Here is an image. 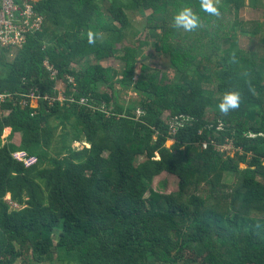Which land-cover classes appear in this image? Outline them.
Instances as JSON below:
<instances>
[{
	"label": "trees",
	"instance_id": "16d2710c",
	"mask_svg": "<svg viewBox=\"0 0 264 264\" xmlns=\"http://www.w3.org/2000/svg\"><path fill=\"white\" fill-rule=\"evenodd\" d=\"M262 1L220 0L218 16L200 0L37 3L42 30L10 62L0 51V91L15 101L30 89L54 95L48 60L60 79L74 78L77 93L70 84L67 95L76 103L42 101L35 115L13 102L1 107L8 114L0 116V264H181L188 252L195 256L184 264H264ZM247 7L262 10V19L243 20ZM184 8L199 17L192 31L173 27ZM128 12H148V43L169 59L174 81L147 65L135 79L137 48H126L121 72L101 64L118 58L132 27ZM261 34L254 48L240 42ZM118 88L139 101L123 105ZM229 92L240 103L224 115L218 105ZM16 133L19 145L11 142ZM226 143L233 155L215 147ZM16 151L35 164L25 167ZM163 173L178 177L176 190L152 186Z\"/></svg>",
	"mask_w": 264,
	"mask_h": 264
},
{
	"label": "built area",
	"instance_id": "2783aa9c",
	"mask_svg": "<svg viewBox=\"0 0 264 264\" xmlns=\"http://www.w3.org/2000/svg\"><path fill=\"white\" fill-rule=\"evenodd\" d=\"M40 1L0 0V51L5 49L11 53L12 51L22 49L27 43L29 36L42 30L45 19L36 9L37 3ZM44 67L55 82V94H42L38 89H30L28 93L20 94V99L15 101L12 93L0 91V116L8 114V111L4 112L1 108L7 102H13L14 105L17 104L20 108L29 107L33 110L31 115L36 114V110H38L42 101L47 102L50 106H53L57 102L61 105L76 103V99L72 95H67L68 86L70 84L73 85L70 87V90L75 87L74 78L70 76L65 77L67 82L60 79L59 71L48 60L44 61ZM80 104L88 105L89 100L81 98ZM91 108H94L92 104ZM177 124H172V133L176 130ZM215 147L218 151L225 153L227 152L226 150H234L235 148L232 143H226L223 146L217 145ZM202 148H208V143H203ZM12 157L22 162L27 168L36 162L35 157L28 156L24 151H16L12 153Z\"/></svg>",
	"mask_w": 264,
	"mask_h": 264
},
{
	"label": "rangeland",
	"instance_id": "374dc122",
	"mask_svg": "<svg viewBox=\"0 0 264 264\" xmlns=\"http://www.w3.org/2000/svg\"><path fill=\"white\" fill-rule=\"evenodd\" d=\"M101 1V0H100ZM262 1V0H261ZM220 0H217V3H219ZM264 2V0L262 1ZM221 3V2H220ZM249 3V2H248ZM103 8H107L108 6V2L107 1H103L102 3ZM262 10H256L253 9L251 7H247L243 10V13L241 14V17L243 20H260L263 17L262 14ZM131 21H132V27L127 31V39L125 40L124 44L119 46V54H118V58H109L105 61H103L101 64H103V66L105 67H111L115 70H117L118 72H121L125 69V62L123 60H121V58L126 54V48H130V49H136L137 52V65L135 68V79H138V77L143 73V65H147L150 66L154 69H158L164 72L165 78L166 80L169 81H174V70L171 69L170 65H169V59H166L165 57H160L157 56L154 51H153V45L149 44L151 42H154V36L152 35L151 32H149L148 30H146L144 28V26H146V16L148 14V12L146 13V15H141V14H133L132 12H128ZM263 37V34L259 35L257 38H255L254 41H249L248 39H245L244 37L240 38V42L242 43L243 47H256V45L258 44V42L260 41V39ZM145 39H147V41H145ZM143 42L145 43V47H143L142 49H140L139 42ZM151 41V42H150ZM147 42V43H146ZM149 42V43H148ZM17 51H12L8 56H7V62H10L14 55L16 54ZM135 53V50H134ZM95 60L93 59L91 61V63L95 64ZM122 76L118 77V79H121ZM119 90V99L125 101V103H123V105L127 104V102L130 101H134V102H138L139 98L137 96L136 93H134L133 91H128L127 93H123L122 90L120 88H118ZM54 91V89H53ZM71 91L73 93H77V89L76 87H74L73 89H71ZM70 103V102H67ZM103 105V104H102ZM97 106V105H96ZM40 107V105H39ZM102 109V106H97L94 107L95 108H99ZM106 111V109H103ZM110 110L107 112V114L109 115ZM137 115V118L142 114L140 110H136L134 112ZM167 116H169V113L166 112L165 115L163 116L164 118H166ZM211 117L209 116V119ZM62 128L63 127H59V129L57 130V134L59 135L62 132ZM9 130H5L3 132V135L5 136V138L3 139V143L7 142V137L9 136L8 134ZM174 133V132H173ZM11 142L14 145H19L20 143V134H15L14 138H12ZM174 144V141L171 139L167 142V147H172ZM89 145L85 142H75L73 144V148H77L78 150H82L84 147H88ZM228 152V154L233 155L235 153V150H226ZM53 154V152H52ZM242 167L244 168V166L242 165ZM230 176H228L229 178ZM178 177L176 175L173 174H168V173H163L160 174L158 176H156L154 178L153 184L152 186L154 188L159 189L160 191H165V192H171L174 191L178 188ZM6 199H8V195L6 197ZM14 206V205H13ZM17 206V205H16ZM15 206V207H16ZM54 238H56L57 234H53ZM186 256L189 259H192L195 255L193 252H188L187 255L184 253L179 257V261L181 264H184V260L186 259ZM201 262V258L198 259ZM66 262H62V263H57V264H65ZM18 264V263H17ZM66 264H74V263H66Z\"/></svg>",
	"mask_w": 264,
	"mask_h": 264
},
{
	"label": "clouds",
	"instance_id": "9594fccd",
	"mask_svg": "<svg viewBox=\"0 0 264 264\" xmlns=\"http://www.w3.org/2000/svg\"><path fill=\"white\" fill-rule=\"evenodd\" d=\"M200 4L202 10L206 13L213 16H218L220 14L217 7V0H200ZM199 25V17L194 14L190 8L182 9L177 15H175L173 19V27L177 29L182 28L185 31H192L199 27ZM88 42L90 44H94L96 42L92 32H89L88 34ZM239 103V94L235 92H229L223 96L218 108L220 113L227 115L230 110L238 108Z\"/></svg>",
	"mask_w": 264,
	"mask_h": 264
},
{
	"label": "crops",
	"instance_id": "0c3cea01",
	"mask_svg": "<svg viewBox=\"0 0 264 264\" xmlns=\"http://www.w3.org/2000/svg\"><path fill=\"white\" fill-rule=\"evenodd\" d=\"M8 133L10 134V130L8 131ZM9 134H8V135H9ZM16 134H17V133H16ZM14 135H15V134H14ZM14 135H13V138H14Z\"/></svg>",
	"mask_w": 264,
	"mask_h": 264
}]
</instances>
